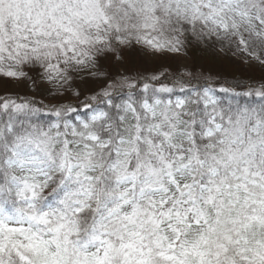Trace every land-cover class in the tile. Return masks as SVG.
Segmentation results:
<instances>
[{
    "label": "snow or ice",
    "instance_id": "snow-or-ice-1",
    "mask_svg": "<svg viewBox=\"0 0 264 264\" xmlns=\"http://www.w3.org/2000/svg\"><path fill=\"white\" fill-rule=\"evenodd\" d=\"M0 264H264V0H0Z\"/></svg>",
    "mask_w": 264,
    "mask_h": 264
},
{
    "label": "trees",
    "instance_id": "trees-1",
    "mask_svg": "<svg viewBox=\"0 0 264 264\" xmlns=\"http://www.w3.org/2000/svg\"><path fill=\"white\" fill-rule=\"evenodd\" d=\"M225 60L222 62L223 67L221 68L219 75L215 77V79H218L220 83L213 84V87L217 89L220 88L235 89L236 91L245 90L244 86L250 85L252 83V80H249L241 76L238 73L235 66L226 62Z\"/></svg>",
    "mask_w": 264,
    "mask_h": 264
},
{
    "label": "rangeland",
    "instance_id": "rangeland-1",
    "mask_svg": "<svg viewBox=\"0 0 264 264\" xmlns=\"http://www.w3.org/2000/svg\"><path fill=\"white\" fill-rule=\"evenodd\" d=\"M229 56H231V54H229ZM225 61L230 63V64H232L233 66H235V68L237 69L238 73L241 76H243V77H245V78H247L249 80H254V79H259L260 78L259 72L240 71V70H238L239 69V65L238 64H234L232 59H226ZM185 62L186 61H185L184 57H178V58H176V61L171 64V67L174 68V67H176L177 63H181L182 64V63H185ZM188 62L190 63L191 61H188ZM10 91H13V92L19 91L21 93V95H24V94L31 95V94H33V90H30V89L26 88L24 85L13 84V85L10 86ZM37 98H39L41 100H44V97H42V96H37ZM44 102L48 103L49 101L48 100H44ZM64 102L67 103L68 102V98H66Z\"/></svg>",
    "mask_w": 264,
    "mask_h": 264
}]
</instances>
